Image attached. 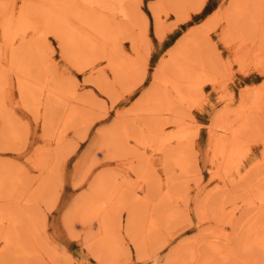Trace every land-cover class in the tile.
Instances as JSON below:
<instances>
[{
    "label": "rangeland",
    "instance_id": "1",
    "mask_svg": "<svg viewBox=\"0 0 264 264\" xmlns=\"http://www.w3.org/2000/svg\"><path fill=\"white\" fill-rule=\"evenodd\" d=\"M63 1L0 0V264H264V0Z\"/></svg>",
    "mask_w": 264,
    "mask_h": 264
},
{
    "label": "bare ground",
    "instance_id": "2",
    "mask_svg": "<svg viewBox=\"0 0 264 264\" xmlns=\"http://www.w3.org/2000/svg\"><path fill=\"white\" fill-rule=\"evenodd\" d=\"M92 1H95V0H92ZM108 1L109 0H107V2H106V4L108 3ZM112 1L110 0V3H111ZM116 4H118V1H117V3ZM120 4V3H119ZM36 5H37V3H36ZM88 6H90L89 4H87ZM96 5V4H95ZM137 5V4H136ZM105 6V5H104ZM111 6V5H110ZM39 7H41V9H43V10H45L46 12H48L55 20H57V21H60V22H67V21H69L70 20V18L69 17H71L67 12V6H66V2H64L63 0H38V8ZM91 7H93L92 5H91ZM71 9V8H70ZM69 9V10H70ZM72 13V12H71ZM111 13H113V12H111ZM78 19V18H77ZM76 19V20H77ZM77 23H79V20H78V22H76V24ZM80 23L82 24V22L80 21ZM80 23H79V25H80ZM82 25H85V24H82ZM74 26V25H73ZM86 27H88V26H85V28ZM83 28V27H82ZM90 30H92L91 29V27L89 28ZM86 30H88V29H86ZM84 31L83 30V32L85 33H87V35H90L91 36V33H93V32H87V31ZM82 31V30H81ZM96 34V33H95ZM92 36H93V34H92ZM91 36V37H92ZM100 35L98 34V37H99ZM89 37V36H88ZM90 37V38H91ZM95 37V36H94ZM93 37V38H94ZM92 38V39H93ZM101 39V38H100ZM96 40V39H95ZM101 40H103V39H101ZM97 41H99V40H97ZM104 41H106V40H104ZM100 42H102V44H104L103 43V41H100ZM99 43V42H98ZM105 45V44H104ZM115 48V46L113 47V49ZM116 49V48H115ZM118 51V50H117ZM114 60V59H113ZM121 61V60H120ZM122 63V62H121ZM121 63H120V65H119V67H121ZM117 65H118V63H117ZM124 65V64H123ZM118 67V68H119ZM124 67V66H123ZM120 69V68H119ZM122 69V68H121ZM197 85V84H196ZM258 91V93H256L257 95V97H260V95H262L263 94V90L262 89H259V90H257ZM245 95V94H244ZM257 100V99H256ZM244 101H246V99H244ZM258 102V101H257ZM258 107V106H257ZM240 121V120H239ZM230 122V121H229ZM247 122V121H246ZM252 122V121H251ZM249 123H250V121H249ZM248 123V124H249ZM231 124V123H230ZM251 124V123H250ZM237 125H238V123H237ZM252 125V124H251ZM250 125V126H251ZM233 126V125H232ZM245 126V125H244ZM237 127V126H236ZM240 127H242V126H240ZM234 128V130H235V127H233ZM239 128V127H238ZM249 128V127H248ZM247 128V129H248ZM229 129V128H228ZM253 129H254V127H253ZM224 130V129H223ZM237 130V129H236ZM250 129H248V131H249ZM221 131V130H220ZM226 131V130H225ZM229 131V130H228ZM247 131V130H246ZM222 132V131H221ZM231 132V131H230ZM236 132V131H235ZM240 132V131H239ZM238 133V132H237ZM242 133V132H241ZM243 134V133H242ZM252 134V133H251ZM225 135V134H224ZM231 135H234V138L236 139V142H237V137H235V135H236V133L235 134H230V136ZM241 135V134H240ZM238 136V135H237ZM243 136H245V135H243ZM229 137V136H228ZM246 137V136H245ZM238 138H239V136H238ZM249 138V137H248ZM240 139V138H239ZM242 139L243 140H245L244 138H241V141H242ZM250 139V138H249ZM228 140V139H227ZM231 140H232V138H231ZM234 141V140H233ZM241 141H238V143L239 142H241ZM230 142V141H229ZM245 142V141H244ZM246 143V142H245ZM244 143V144H245ZM240 145V144H239ZM241 146H242V144H241ZM233 147V146H232ZM238 147V146H237ZM230 152H231V150H230ZM263 166V165H262ZM256 167H257V165H256ZM262 211V210H261ZM260 211V212H261ZM262 214V213H261ZM263 215V214H262ZM11 218L12 219H14V217H13V215H11ZM264 218V217H263ZM253 219V218H252ZM253 221V220H252ZM264 224V223H263ZM240 227H242V226H240ZM256 228V227H255ZM240 229V228H239ZM244 231H246V228H245V230H243V232ZM247 232V231H246ZM239 233V232H238ZM248 233V232H247ZM239 235H243L242 234V231H241V233L239 234ZM238 235V236H239ZM245 235V234H244ZM237 235H235V237H236ZM241 236H239L238 238H237V240H236V242H234V243H232L231 241H226V243H223V245H222V250H223V252L221 253V255H220V260H219V262L221 261L222 263L221 264H226L227 262H228V258H229V256H233L236 252H237V250L239 249L238 247L241 245L240 244V241H239V239H241ZM249 237V236H248ZM234 238V237H233ZM243 239H244V237H242ZM250 240V239H249ZM243 241V240H242ZM245 242V241H244ZM221 243V242H220ZM247 243V242H246ZM220 245V244H219ZM243 245H245V243H243ZM221 246V245H220ZM241 247V246H240ZM190 260V259H189ZM193 261H194V259H193ZM192 261V262H193ZM217 262V260L214 258V256L213 255H211V256H208V255H206V254H196V257H195V263L193 262V263H191V262H186L185 264H215ZM229 263V262H228ZM227 263V264H228Z\"/></svg>",
    "mask_w": 264,
    "mask_h": 264
}]
</instances>
